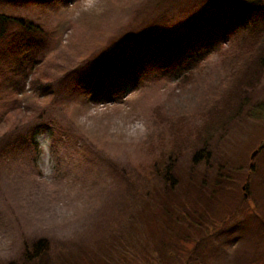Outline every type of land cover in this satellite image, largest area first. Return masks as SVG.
I'll list each match as a JSON object with an SVG mask.
<instances>
[{"label": "rangeland", "instance_id": "1", "mask_svg": "<svg viewBox=\"0 0 264 264\" xmlns=\"http://www.w3.org/2000/svg\"><path fill=\"white\" fill-rule=\"evenodd\" d=\"M230 1L0 0L42 40L21 48L27 35L0 19V264H131L152 249L170 264L169 236L185 264H264V35L253 65L255 45L226 44ZM181 212L198 227L166 228Z\"/></svg>", "mask_w": 264, "mask_h": 264}, {"label": "trees", "instance_id": "2", "mask_svg": "<svg viewBox=\"0 0 264 264\" xmlns=\"http://www.w3.org/2000/svg\"><path fill=\"white\" fill-rule=\"evenodd\" d=\"M231 4H233L234 7H238L236 10L240 11H236V15L238 17V20L236 22V25L234 27V31H231L229 34V38L226 39V44L228 42H230V38L233 36L231 41L234 42H241L243 45H247L251 44V45H255L254 48V54H250V59L249 62L252 60V65L257 62L260 61L258 58V55L262 56V51H259V49L257 48V45L261 42L262 40V36L264 35V21L262 23H258V15H263L261 13L262 9H258L257 6H259V8H263L264 9V0H231L230 1ZM242 14L241 15L239 14ZM0 19L2 22L9 23V24H16L18 25L17 27L25 34L27 35V39H26V45H24V47L21 48H28L29 51H32L34 49L39 48L40 45H42V40L40 39L41 36L40 34H38V27L36 25H33L30 22H26L25 20L21 19V18H13L10 16H4L1 15ZM2 32L0 33V38L3 35L2 33L5 34L4 30H1ZM39 41V42H38ZM223 42V43H224ZM37 45V46H35ZM219 44L215 45V48L218 46ZM249 47V46H248ZM20 48V49H21ZM253 48V49H254ZM32 49V50H31ZM216 49H218V53H220V50L222 49V44L219 45ZM26 50H14L13 52L10 53V55L13 57V68L11 70V77L8 79V84L10 85L12 90H17L18 88H23L24 87V81L26 79V74L27 72L25 71L24 65H22V61L24 60V56L21 55L23 54V52H25ZM228 51L227 50L225 52V56H228ZM245 51V49H244ZM246 51H252L251 49H247ZM243 55V54H242ZM230 64H227V66ZM9 66V64H8ZM196 66V65H195ZM202 72L201 68L196 66V71L195 70H190L187 73H185L184 75L181 76V79H183V82H188L190 80H192L194 78L195 75L200 74ZM233 77H231L232 79ZM234 80V79H233ZM38 80H33L32 81V86H35ZM38 85V84H37ZM242 88L243 83H242ZM240 87V88H241ZM34 88V87H33ZM229 88V87H228ZM228 88H224L223 91L225 94L227 92ZM241 88V90H242ZM240 90H238L239 92ZM235 94V99H240V94ZM226 99H225V103H226ZM224 108H220L219 110H216L215 112V117L214 118H220L219 117V111H222ZM226 110V109H225ZM224 112V111H223ZM217 115V116H216ZM213 120V117L210 118L211 122ZM203 154V150L202 153L201 151H197L194 154V157L192 159L193 162H196L199 158H201ZM151 168V173L158 175V177L163 178L164 180L169 179L170 177V171H169V166H163L162 162H158V161H154V163L152 164ZM171 180V178H170ZM173 180V178H172ZM171 180V184H173ZM194 214H197V211L192 209ZM180 218L177 217L176 215L173 216L171 214H168L169 217V222L166 223V228L168 227H172L174 229H178V226H180V221L191 226V227H198L197 223L195 222H190L188 220V218L186 217L184 212L179 213ZM198 217V216H197ZM181 242H183L180 238L174 239L173 237H167L165 239V243L168 245V247L166 248L165 251L159 252V257L162 260H167L165 257H171L172 262H169L170 264H176V258L180 263H187L188 258L190 257V252L188 254H185L182 252V249L180 248L179 251L176 247H179ZM174 247L176 249V251L174 250H170L169 248ZM163 244L162 242H159L158 244H156V248L157 252L158 249L162 248ZM49 250V244L47 240H39L36 243H34L30 250H28L27 252H25L24 257L25 260L27 262H36V261H41L43 256L48 252ZM156 254L155 250L152 249L150 251H145L144 253L142 252H138L133 250V252L129 255H131L128 259V262H131V264H155L153 261H147L146 259H149V257H157V256H152ZM177 255V256H176ZM176 257V258H175ZM158 258V257H157ZM145 260V261H144ZM156 261H158L157 259H155ZM168 261V260H167ZM142 262V263H141Z\"/></svg>", "mask_w": 264, "mask_h": 264}]
</instances>
